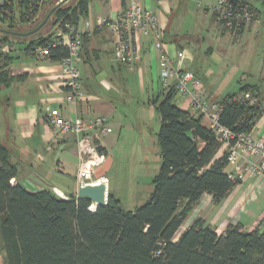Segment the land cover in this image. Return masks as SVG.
<instances>
[{"label":"trees","instance_id":"obj_1","mask_svg":"<svg viewBox=\"0 0 264 264\" xmlns=\"http://www.w3.org/2000/svg\"><path fill=\"white\" fill-rule=\"evenodd\" d=\"M47 1L0 5V46L10 47L0 51V85L15 79L6 69L13 53L20 49L37 57L35 47L49 40L50 32L41 33V28L19 29L30 24ZM247 1L254 19L260 11ZM87 2L57 7L55 21L64 18L77 26ZM87 38L84 34L83 45ZM67 52L58 44L45 58L60 61ZM166 88L152 97L159 117L158 172L148 198L134 209H123L110 191L107 204L90 209L86 197L72 193L65 198L51 188L31 190L17 180V168L0 143V252L5 264H264V231L256 228L244 231L240 224L228 223L217 234L196 217L177 235L204 193L217 204L239 180L227 171L226 155H218L220 143L201 123L202 116L179 107L173 100L177 91ZM249 89L258 92L257 104L237 98ZM261 99L259 88L249 84L225 94L216 101L220 123L235 133L251 131L263 111ZM98 150L105 153L102 146Z\"/></svg>","mask_w":264,"mask_h":264},{"label":"crops","instance_id":"obj_2","mask_svg":"<svg viewBox=\"0 0 264 264\" xmlns=\"http://www.w3.org/2000/svg\"><path fill=\"white\" fill-rule=\"evenodd\" d=\"M137 1L144 5L140 0ZM89 2L90 0L87 2L86 15L82 16L78 23L80 30H83L84 19L94 23L99 15L112 18L125 8L130 0H100L103 12L99 15H94V12L90 10ZM156 3V7L150 6V8L158 15L164 50L176 67L191 70L201 79L208 99L212 101L220 99L215 96V92H208L203 78L204 75L210 77L214 73L213 70L209 66L204 68L197 65L201 54L197 44L201 38L196 33L180 35L172 30L170 18L167 16L170 7L165 0H157ZM254 22L255 20L251 24ZM211 23L216 28L207 53L212 59L221 62L222 56L219 52L225 51L229 42H237L243 32L234 37L222 33L214 24L213 18ZM139 39L140 61L135 66L129 67L114 61L112 34L107 27L96 29L93 35L87 38L77 62L81 73V83L87 96L76 103L64 99V78L60 73L59 61L38 58L20 49L13 53L14 56L6 69L9 76L15 79L7 85H0V143L7 148L9 160L17 168V180L23 186L31 190L54 187L65 196L72 193L76 195L75 140L70 134L54 133L47 123L48 109L58 107L69 119L77 115L82 117L103 115L112 128L118 123L115 117L118 102L112 94L114 86L110 75L124 79L122 71L130 72L137 76L141 88H152L154 83L159 81L160 90L164 92L169 90L162 85L160 79L161 64L159 53L152 44L153 37L141 34ZM179 50L183 51L181 58L177 54ZM19 76L21 78L17 79L16 77ZM249 85L258 87L256 84ZM173 100L179 107L189 110L187 99L179 93H175ZM258 119L251 133L257 138H264V124H262L264 116L261 115ZM201 123L208 126V121L204 117L201 118ZM112 139L109 133L101 140L106 159L109 156L107 145ZM220 150L219 148L218 155ZM98 168L97 175H105ZM226 169L228 172H233L235 165L228 163ZM12 180L15 182L14 178ZM63 188L67 192H64ZM107 190L110 191L109 179ZM188 216L182 224L185 225L183 230L196 217H202L208 224L215 227L217 234L222 233L228 223H238L244 231L255 228L264 231V179L259 175L243 176L227 196L217 204L212 201L208 193H204Z\"/></svg>","mask_w":264,"mask_h":264},{"label":"built area","instance_id":"obj_3","mask_svg":"<svg viewBox=\"0 0 264 264\" xmlns=\"http://www.w3.org/2000/svg\"><path fill=\"white\" fill-rule=\"evenodd\" d=\"M8 1L11 0H0V5ZM208 11L222 33L234 37L240 35L254 20L253 7L247 0H216L208 7ZM102 27H107L112 34L113 59L129 67L135 66L141 58L139 35L152 36L153 47L159 53L162 85L174 87L187 99L191 113L207 119V127L213 131L220 143V152L226 155L228 163L235 165L234 171L230 172L231 177L239 180L245 175H259L264 179V138L255 139L246 132L235 133L220 123L219 104L206 97L203 83L193 71L182 70L174 65L163 47L158 15L152 8L137 0H130L112 18L99 15L94 23L84 19L83 30L64 18L54 21L47 43L35 47V55L45 58L50 47L58 44L66 46L67 55L59 61L60 73L64 78L65 101L76 103L86 98L77 64L83 46V35L91 37L96 29ZM9 50L10 47L6 44L0 46V51ZM177 54L180 58L183 57V51L179 50ZM257 93L256 90L249 89L240 93L237 98L257 104ZM46 119L57 135L70 134L74 137L77 156L76 189L80 185L98 183L107 187L108 177L96 174V169L106 160L105 153L99 151L98 147L102 146L101 140L112 131L106 117L94 114L88 117L77 115L69 119L58 107H54L48 109ZM52 190L66 198L58 189L53 187ZM89 208L93 209L92 203Z\"/></svg>","mask_w":264,"mask_h":264},{"label":"rangeland","instance_id":"obj_4","mask_svg":"<svg viewBox=\"0 0 264 264\" xmlns=\"http://www.w3.org/2000/svg\"><path fill=\"white\" fill-rule=\"evenodd\" d=\"M140 1L149 7L157 6V0ZM215 1L165 0L170 7L167 16L172 30L180 35L196 33L201 38L197 44L201 53L197 65L209 66L214 72L210 77L203 76L208 92H215V96L221 98L237 91L242 85L256 84L262 94L261 115L264 116V0H252L260 13L237 42H229L226 50L219 52L221 62L212 59L207 53L216 28L211 23L212 15L208 7ZM75 2L76 0L47 1L39 8L36 18L24 27L19 25V29L27 31L41 28V33H47L53 27L56 8L72 6ZM89 7L94 15L103 12L100 0H90ZM122 73L124 79L110 75L114 86L112 94L118 102L115 113L118 123L112 126L113 139L107 145L109 156L98 170L108 177L109 190L120 199L122 208L134 209L148 198L152 190L151 179L158 172L160 163L156 141L159 117L152 103V97L160 91V82L154 83L152 88H141L136 75L124 71ZM261 121L260 119V123ZM251 131L246 133L259 139ZM63 191L67 192L64 188ZM184 227L182 225L179 228L177 235ZM0 264H5L3 252H0Z\"/></svg>","mask_w":264,"mask_h":264},{"label":"water","instance_id":"obj_5","mask_svg":"<svg viewBox=\"0 0 264 264\" xmlns=\"http://www.w3.org/2000/svg\"><path fill=\"white\" fill-rule=\"evenodd\" d=\"M76 197L88 198L92 203L93 209H95L100 205L107 204L108 190L103 183L80 185L76 189Z\"/></svg>","mask_w":264,"mask_h":264},{"label":"bare ground","instance_id":"obj_6","mask_svg":"<svg viewBox=\"0 0 264 264\" xmlns=\"http://www.w3.org/2000/svg\"><path fill=\"white\" fill-rule=\"evenodd\" d=\"M249 3V2H248ZM250 4V3H249ZM251 5V4H250ZM252 6V5H251ZM12 182H13V180H11ZM93 205H94V203H93Z\"/></svg>","mask_w":264,"mask_h":264}]
</instances>
